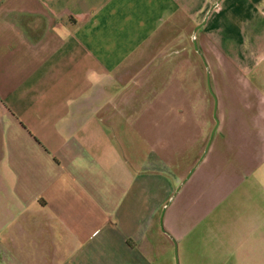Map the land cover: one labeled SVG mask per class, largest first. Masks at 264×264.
I'll return each instance as SVG.
<instances>
[{
    "label": "crops",
    "instance_id": "obj_1",
    "mask_svg": "<svg viewBox=\"0 0 264 264\" xmlns=\"http://www.w3.org/2000/svg\"><path fill=\"white\" fill-rule=\"evenodd\" d=\"M214 1L0 0V264H264V0L200 56Z\"/></svg>",
    "mask_w": 264,
    "mask_h": 264
},
{
    "label": "rangeland",
    "instance_id": "obj_2",
    "mask_svg": "<svg viewBox=\"0 0 264 264\" xmlns=\"http://www.w3.org/2000/svg\"><path fill=\"white\" fill-rule=\"evenodd\" d=\"M192 25V24H191ZM189 25L188 26V33L191 32V28L192 26ZM193 160H190V159H186L185 161H178V160H175L174 163L177 164L179 162H182V163H186L189 165V163H191ZM188 168V166H182V165H178L176 167H174L173 169L175 171H178L180 173H184V171H186ZM193 236V235H192ZM192 236L190 237V243H193V238ZM182 243L183 242H177V258H178V264H183V254L187 255L192 252L190 249L186 250L184 253L182 252ZM189 251V252H188ZM155 255H157L158 258H161V257H164V264H175V258H174V251H173V245L169 244L166 246V248L164 250L160 249V248H157L156 251H155ZM166 258H167V261H166ZM160 263H157V264H162V261L160 260L159 261Z\"/></svg>",
    "mask_w": 264,
    "mask_h": 264
},
{
    "label": "water",
    "instance_id": "obj_3",
    "mask_svg": "<svg viewBox=\"0 0 264 264\" xmlns=\"http://www.w3.org/2000/svg\"><path fill=\"white\" fill-rule=\"evenodd\" d=\"M216 3H217V0H215L214 2H212V3L210 4V6L208 7V9H207V11H206V13H205V15H204L202 21L199 22V23H197V24H195V25L193 26V29H192V34H191L192 45H193L194 50H195L200 56H201V53H200V51L198 50V47H197V44H196V39H195V36H194V32H195L196 28H197L198 26H200V25L204 22L207 13L210 11V9H211L213 6H215ZM206 84H207L208 89L210 90L208 80L206 81ZM212 116H213V118H214V122H215V123H214V125L212 126V128H211V130H210V132H209V135H208V138H207V141H206V144H205V146H204V149H203V152H202V153H204V151H205V149H206V147H207V144H208V142H209V140H210V137H211V135H212V133H213V130H214V128H215V125H216V117H215V109H214V105H213V109H212ZM201 155H202V154H201ZM201 155H200V156H201ZM198 159H199V158H198ZM197 161H198V160H197ZM197 161H196V162H197ZM196 162L193 164V166H191V167L189 168V170L187 171V173H186V175L184 176V178H185V177L191 172V170L193 169V167H194V165L196 164ZM184 178H183V179H184ZM183 179H182V180H183ZM161 216H162V211H161L160 216H159V226H160V228L163 230V228H162ZM171 239H172V242H173V251H174L175 264H178L177 251H176V242H175V240H174L172 237H171Z\"/></svg>",
    "mask_w": 264,
    "mask_h": 264
}]
</instances>
